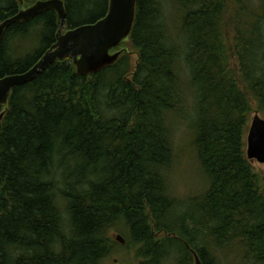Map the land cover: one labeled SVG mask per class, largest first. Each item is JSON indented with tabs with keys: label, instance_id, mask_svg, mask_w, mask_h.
Returning <instances> with one entry per match:
<instances>
[{
	"label": "trees",
	"instance_id": "16d2710c",
	"mask_svg": "<svg viewBox=\"0 0 264 264\" xmlns=\"http://www.w3.org/2000/svg\"><path fill=\"white\" fill-rule=\"evenodd\" d=\"M63 1L67 31L103 19L110 0ZM171 1L184 11L176 32L159 0H137L132 35L112 51L130 45L136 64L123 54L82 77L56 62L0 106V264H106L113 232L138 264H194L191 250L203 264L227 253L264 264V181L246 156L264 113V0ZM20 10L0 0V24ZM59 28L54 11L11 27L0 79L37 64ZM33 37L30 56L17 51ZM184 113L210 181L193 213L167 179Z\"/></svg>",
	"mask_w": 264,
	"mask_h": 264
},
{
	"label": "water",
	"instance_id": "95a60500",
	"mask_svg": "<svg viewBox=\"0 0 264 264\" xmlns=\"http://www.w3.org/2000/svg\"><path fill=\"white\" fill-rule=\"evenodd\" d=\"M21 10L14 17L0 24V49L7 31L14 25L28 23L36 17L54 11L60 28L57 42L30 70L23 74L0 79V106H8L14 88L32 83L40 74L56 62L70 59L79 76L89 77L113 67L122 52L112 51L127 41L134 30L137 15V0H110L107 15L95 24L67 30V10L63 0H39L26 8L24 0H18ZM0 115V121L4 118ZM246 156L250 162L264 165V119L257 112L250 122L247 133ZM121 245L125 239L118 235ZM194 264H203L197 252L191 250Z\"/></svg>",
	"mask_w": 264,
	"mask_h": 264
},
{
	"label": "rangeland",
	"instance_id": "374dc122",
	"mask_svg": "<svg viewBox=\"0 0 264 264\" xmlns=\"http://www.w3.org/2000/svg\"><path fill=\"white\" fill-rule=\"evenodd\" d=\"M159 2L161 4L164 20L169 24L168 26L171 30L175 27L176 32L178 30L177 28H179L177 22L180 23L181 21L182 23L181 17L184 15V11L180 9L176 13L175 5L171 0H159ZM34 40L33 37L28 41L17 42L14 46L17 51L20 50V52H27L28 57L32 54L28 52L32 49L31 44ZM38 48L39 45L36 46L35 51H37L36 49ZM120 52H122V55L125 54L129 56L132 59L133 64H136L137 56L130 45L128 48L126 47V49H122V51L120 50ZM254 108L255 111H257L256 107ZM184 114L186 122H175L174 125H172L175 160L173 166L167 172V179L169 191L179 202L178 207L182 206L181 209L184 208L185 210L189 208L190 212L193 213V201L200 198L208 191L210 181L199 161L198 151L195 145L196 132L193 129L192 115L188 113ZM255 114L256 112L252 114L251 119ZM259 114L264 119V113L260 112ZM251 164L254 167L255 172L264 181V165H261L256 161L251 162ZM118 235H120V233L113 232L111 237L116 241V236ZM106 264H138L135 250L125 248V244L121 245L119 243V246L114 249L110 260ZM217 264H243V259L239 253H227L224 254V256H219Z\"/></svg>",
	"mask_w": 264,
	"mask_h": 264
},
{
	"label": "bare ground",
	"instance_id": "6f19581e",
	"mask_svg": "<svg viewBox=\"0 0 264 264\" xmlns=\"http://www.w3.org/2000/svg\"><path fill=\"white\" fill-rule=\"evenodd\" d=\"M66 222V221H65Z\"/></svg>",
	"mask_w": 264,
	"mask_h": 264
}]
</instances>
